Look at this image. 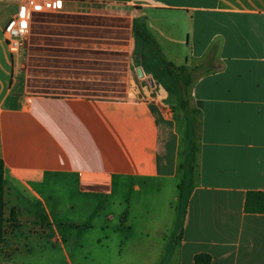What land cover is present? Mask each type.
Returning a JSON list of instances; mask_svg holds the SVG:
<instances>
[{
	"label": "crops",
	"instance_id": "0c3cea01",
	"mask_svg": "<svg viewBox=\"0 0 264 264\" xmlns=\"http://www.w3.org/2000/svg\"><path fill=\"white\" fill-rule=\"evenodd\" d=\"M27 1L0 0V264H264V213L246 209L248 193H264V0H62L125 7L144 76L165 64L195 74L176 97L182 112L30 92L29 55L12 56L3 37ZM79 49L91 48L58 44L54 56ZM62 63L54 87L75 80Z\"/></svg>",
	"mask_w": 264,
	"mask_h": 264
},
{
	"label": "rangeland",
	"instance_id": "374dc122",
	"mask_svg": "<svg viewBox=\"0 0 264 264\" xmlns=\"http://www.w3.org/2000/svg\"><path fill=\"white\" fill-rule=\"evenodd\" d=\"M128 15L129 12L122 6L68 1H63L55 12H33L21 51V55L25 52L29 55L23 59L22 67L28 77V90L107 99L154 98L164 102L167 108L182 112L181 105L175 102L176 97H188L190 89L183 86V81L193 80L195 74L176 71V87L169 82L171 76L164 71L166 65H163L161 75L157 73L159 77L144 76L134 62L135 57L127 40ZM58 35L75 38L66 39ZM58 44L91 49L76 50L83 54L67 59L54 56V45ZM62 61L74 67L75 80L67 87H54V80L50 78L54 76L52 67L63 64ZM189 127L191 142H188L194 149L198 128L196 121L192 120ZM188 137H182L183 143Z\"/></svg>",
	"mask_w": 264,
	"mask_h": 264
},
{
	"label": "built area",
	"instance_id": "2783aa9c",
	"mask_svg": "<svg viewBox=\"0 0 264 264\" xmlns=\"http://www.w3.org/2000/svg\"><path fill=\"white\" fill-rule=\"evenodd\" d=\"M62 0H28L19 7L17 14L7 23L3 30L4 42L12 56H20L24 40L29 30L31 16L36 11H57Z\"/></svg>",
	"mask_w": 264,
	"mask_h": 264
},
{
	"label": "trees",
	"instance_id": "16d2710c",
	"mask_svg": "<svg viewBox=\"0 0 264 264\" xmlns=\"http://www.w3.org/2000/svg\"><path fill=\"white\" fill-rule=\"evenodd\" d=\"M164 71L168 73L172 80L177 82V74L176 71L173 69V66L171 64H165ZM182 74H185L183 69L181 70ZM188 80V79H187ZM190 81V80H188ZM185 106V104H182ZM193 153L190 157V166L188 169L190 177L193 174ZM4 164L2 160H0V243L3 241L4 237V217H3V207H4ZM191 189V183L184 184V181L180 184V204L184 205L187 196ZM246 209L252 212H259L264 213V193L263 192H250L247 195L246 199ZM210 261V256L207 254H198L195 256V264H208Z\"/></svg>",
	"mask_w": 264,
	"mask_h": 264
}]
</instances>
